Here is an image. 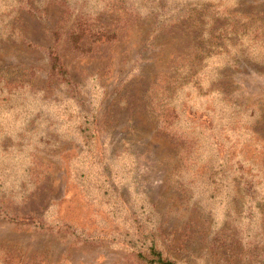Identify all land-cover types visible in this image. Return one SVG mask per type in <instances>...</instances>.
<instances>
[{
	"label": "rangeland",
	"instance_id": "374dc122",
	"mask_svg": "<svg viewBox=\"0 0 264 264\" xmlns=\"http://www.w3.org/2000/svg\"><path fill=\"white\" fill-rule=\"evenodd\" d=\"M0 71V264H264V0H0Z\"/></svg>",
	"mask_w": 264,
	"mask_h": 264
},
{
	"label": "trees",
	"instance_id": "16d2710c",
	"mask_svg": "<svg viewBox=\"0 0 264 264\" xmlns=\"http://www.w3.org/2000/svg\"><path fill=\"white\" fill-rule=\"evenodd\" d=\"M161 22L166 21L164 18H160ZM86 24V22H85ZM79 28H80V32H78L77 34H74V38L78 39L81 37V35L84 32V25L82 23L78 24ZM53 69L57 70L60 74H64L65 72L61 69V66L59 64V62L57 63L56 59L54 58V63H53ZM0 112L5 110V108H12V104L14 102V96H19L23 99H25L24 97L26 96V93L23 92H18V87L16 86H11L8 84V80L6 79V76H4V74L0 71ZM21 101V105L23 107H25V104L22 103ZM8 109V110H9ZM26 109V108H25ZM78 133L80 136H82V138H88L89 137V131L90 128L89 127H83L82 125H79L78 127ZM2 214H4L6 217L7 212H3ZM136 257L144 262L145 264H176L174 261L167 259L163 256L162 252L160 250H158L154 245H149L146 248L145 253H141L139 250L136 251Z\"/></svg>",
	"mask_w": 264,
	"mask_h": 264
}]
</instances>
